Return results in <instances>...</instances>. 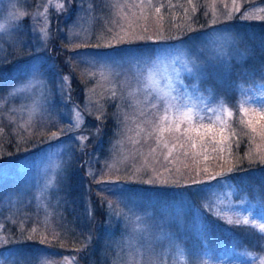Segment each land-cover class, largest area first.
Listing matches in <instances>:
<instances>
[{
	"label": "rangeland",
	"instance_id": "rangeland-1",
	"mask_svg": "<svg viewBox=\"0 0 264 264\" xmlns=\"http://www.w3.org/2000/svg\"><path fill=\"white\" fill-rule=\"evenodd\" d=\"M261 6L259 0H0V55L8 47L5 60L29 58L19 75L30 83L26 90L15 85L9 92L15 101L7 103L14 147L0 143V192L20 185L0 211V220L18 227L17 264H260L264 247L257 256L206 241V234L216 223L209 211L264 224V211L237 199L226 177L250 168L264 176V133L253 131L264 119L252 110L264 105V68L263 78L241 85L231 102L223 91L211 98L182 65L166 61L161 70L180 69L189 86L185 96H191L184 102L195 104L198 115L192 126L181 125L183 135L166 133L169 147L163 148L154 137L146 140L144 89L130 77L127 53L186 58L195 51L231 87L229 67L235 59L241 67L248 57L238 31L247 21L264 20ZM67 12H73L70 20ZM217 50L224 55L214 58ZM34 69L46 83L31 79ZM241 100H247L246 113L237 110ZM222 105L231 116L209 111ZM211 132L229 168L199 165L219 154L207 155ZM189 183L194 190L185 188ZM193 195H205L207 205L195 204ZM241 237L263 244L257 236Z\"/></svg>",
	"mask_w": 264,
	"mask_h": 264
},
{
	"label": "trees",
	"instance_id": "trees-1",
	"mask_svg": "<svg viewBox=\"0 0 264 264\" xmlns=\"http://www.w3.org/2000/svg\"><path fill=\"white\" fill-rule=\"evenodd\" d=\"M260 7L261 4H264V0H259ZM253 7V4H251L250 8ZM66 15H68L67 19H71L73 16V12H67ZM239 36H240V41L239 44L242 47H245V50L248 54V57H245L241 59L242 66L241 67H246V69H252L254 71L250 72L249 75L246 73L242 72V68L240 67V63L236 61V59L232 62L229 73V80H231V87L226 86L225 82L222 81V77H219L218 74L220 71L213 70L210 68V74L209 77L207 78L206 75L202 76L199 79V82L197 84H200V88L204 89L205 92L208 95H212L211 98L215 96V98H218L217 94L219 92L223 94H230V96L227 97V99L231 100V102L237 101V98L239 96V93L241 91V85H247L252 82L257 83L259 79L263 78V73H262V68L264 65V20H259V21H253V23H250L247 21V23L244 24L243 27L238 31ZM9 53V48L5 47V53ZM2 54L0 55V143L4 140L6 142L7 147H14L13 141L8 143V140L12 137H9L10 131L9 128L10 126L6 125V113L9 111V108L7 107V103L10 105L12 101H15V99H12L11 96H9V92L14 88V85H20L22 82L26 81L28 78L24 77V74H22V77L19 75V70L23 71L26 69L29 65H27V60L29 58H17L12 57L8 58L9 60H5L2 58ZM5 60V61H4ZM201 62H204L203 59ZM11 63V64H10ZM10 64V65H9ZM24 64V65H23ZM21 66H23V69H20ZM25 67V68H24ZM227 80V78L225 79ZM229 88V90H228ZM235 100V101H234ZM6 102V103H5ZM5 103V104H4ZM233 104V103H232ZM235 104V103H234ZM258 137H261L262 134L264 133V122L262 123H256L255 125V131H254ZM212 133H206V141L208 143L209 149L211 151L208 152V156L211 155L213 152L219 153L216 156H212L210 158L204 159L203 161H199L200 164H206L211 163L213 171L216 169H223V168H229V164L227 167H223L227 163V159L223 158L224 153L223 150L218 149L222 145H219L218 143L220 142H215L212 141ZM204 134V133H203ZM100 135V134H99ZM192 134H190L191 136ZM215 136V135H214ZM100 137V136H99ZM193 137V136H191ZM192 139V138H191ZM214 139V138H213ZM219 145V147H218ZM213 155V154H212ZM219 155L222 156V158L218 161H214ZM204 156V153L202 155H199V157ZM225 160V161H224ZM216 167V168H215ZM259 171L257 168H250V170L245 169V170H239V171H233L232 174L229 176H226L228 179H232L233 183L235 184L237 195L236 198H240L243 201L248 200L251 202L250 204L259 212L264 211V176L261 175L260 173L257 174ZM250 174L249 176L247 175V178L243 180V175ZM232 177V178H231ZM198 180V179H195ZM193 182V181H190ZM3 184V183H1ZM189 185H186L185 188L192 189V187H189ZM5 185H1V188L4 189ZM189 187V188H188ZM199 188V187H198ZM20 185H15V184H8V187L5 188L2 193L0 192V211L3 209V200L7 195L16 193L18 194L20 192ZM194 190V189H192ZM192 192V191H191ZM107 199L114 200L111 198L110 193L107 192L105 194ZM195 198L194 203L200 204L201 206L205 207L207 205L206 203V196L204 195V198L201 196L199 197L198 195H193ZM205 199V200H204ZM205 201V202H204ZM103 208V207H102ZM230 214V213H228ZM211 220H213L216 223H210L207 226V236L211 234V237H208L206 241L214 240L212 241L213 243L217 244H228V247H231L232 249L236 251H244L248 253H252L258 256L259 253L263 250L264 247V233L255 230L256 227L253 226L252 224H242L239 223L237 224L236 221H239V218L233 214V216L227 215L223 217L221 216H215L212 211H209L208 214ZM231 217V218H230ZM5 218V217H4ZM230 219L233 221L232 223H228L226 221H230ZM105 220V219H104ZM101 220V221H104ZM39 221V219H38ZM42 222L39 221L37 224H41ZM217 224V225H216ZM17 226L13 225L9 220H0V264H17V257H18V252L14 253L12 252V248L15 247L17 244V240L20 237L19 232L17 231ZM100 228V227H99ZM231 228V235H225L227 232H231L228 230ZM101 230V229H99ZM103 233V230H101ZM101 233V234H102ZM205 234V233H204ZM243 235H249L252 238L254 236L259 237L261 241H263V244L259 242H255V245L253 244L254 239H244L243 240ZM219 244V245H220ZM100 244H98V247L96 249L94 246L90 247V249L94 248L93 250H99L100 249ZM118 248L116 251L120 254ZM240 249V250H239ZM88 251V250H87ZM87 251L83 255H87ZM89 252V251H88ZM26 253V252H25ZM27 256L30 257H37L38 254L34 252L26 253ZM97 255V252H95ZM122 256V254H120Z\"/></svg>",
	"mask_w": 264,
	"mask_h": 264
},
{
	"label": "snow or ice",
	"instance_id": "snow-or-ice-1",
	"mask_svg": "<svg viewBox=\"0 0 264 264\" xmlns=\"http://www.w3.org/2000/svg\"><path fill=\"white\" fill-rule=\"evenodd\" d=\"M159 12V8L156 9ZM18 15H23L19 13ZM0 30H3V25H0ZM151 39V37H149ZM190 39H196V37H190ZM222 51L217 50L214 58H219L223 56ZM203 59L204 62H201ZM121 61H124V58L121 57ZM169 65L180 64L183 67V72L193 76L195 79L199 80L202 76L210 74L211 60L208 58L202 57V54L197 55L195 51L193 55L186 58L175 57L172 58L168 56L167 53L164 55H137L131 50L127 53V63L129 65L130 77L132 80H135L137 85H143L144 89V99L142 101L145 106L141 111V115L145 117V123L149 125L150 131H146V140L155 138L157 147L162 146L163 148H168L169 143L165 139V134L172 135L177 133L183 135L181 132V125L186 124L189 127L194 124L197 120V111L195 104L186 103L184 101L190 100L191 96H185L187 92L188 85L184 84V78L179 68L172 67L171 73L167 71L166 68L162 71V67L165 62ZM123 66V63L120 65ZM32 80H39L41 83H46L42 79V74H39L38 69L33 70L31 76ZM64 79H67L66 77ZM30 83L29 80H26L21 83V87L26 90L27 85ZM15 88V85L13 86ZM35 87V85H33ZM193 91L198 92V85H191ZM183 89V90H182ZM141 89L138 87L137 91ZM155 94V98H153ZM261 96L264 97V92L261 93ZM251 99V98H248ZM247 100H241L237 102V110L241 112H247L248 109L244 107ZM264 105L261 108H253V111L259 113L260 117L264 119ZM209 111H224L227 112L228 116H231V111H228L226 106H221L220 109H209ZM79 114L76 116L77 123L79 121ZM205 117L200 116L199 121L203 122ZM189 130L188 127L184 129L185 132ZM255 131V128H253ZM81 140L85 137H80ZM173 139L178 140L179 136H173ZM183 147V145H180ZM176 144H172V148H175ZM155 152V148L152 149ZM168 155H171V150ZM261 163H264V157H261ZM231 171V170H230ZM221 176L225 175L224 173L220 174ZM210 179H215L214 176ZM199 183L193 179V184ZM232 223V221H226ZM237 224L241 223L236 221ZM243 224L247 225L249 223L248 219H244ZM261 232H264V224L256 225ZM264 239V237H262ZM260 264H264V258L260 259Z\"/></svg>",
	"mask_w": 264,
	"mask_h": 264
}]
</instances>
